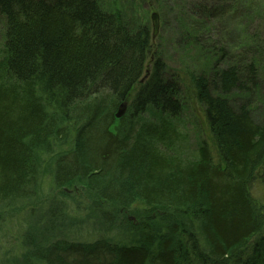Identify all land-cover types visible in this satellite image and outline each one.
Instances as JSON below:
<instances>
[{"label":"trees","instance_id":"obj_1","mask_svg":"<svg viewBox=\"0 0 264 264\" xmlns=\"http://www.w3.org/2000/svg\"><path fill=\"white\" fill-rule=\"evenodd\" d=\"M234 1V15L226 5L214 16H234L241 31L253 29L259 3ZM172 2L173 11L161 0H0V216L37 195L48 175L57 190L84 181L99 202L139 219L119 214L113 222L101 214L120 238L105 234L92 243L57 238L62 228L53 223L36 225L25 232L21 255L5 264H264V213L252 192L264 164V125L254 121L249 101L229 98L255 93L260 63L253 49L262 48L241 42L244 64L222 67L225 48L213 62L221 40L204 35L206 0ZM154 10L160 19L175 14L186 59L211 49L208 73L194 62L186 74L220 164L209 145L194 147L178 128L182 82L163 55L153 54L133 95L157 40L149 25ZM60 211L51 206L50 220Z\"/></svg>","mask_w":264,"mask_h":264},{"label":"rangeland","instance_id":"obj_2","mask_svg":"<svg viewBox=\"0 0 264 264\" xmlns=\"http://www.w3.org/2000/svg\"><path fill=\"white\" fill-rule=\"evenodd\" d=\"M192 1L194 2L195 0ZM254 1L259 3L261 9L258 10V16L254 19L253 29L247 27V31L243 32L241 31V26H238L236 23L234 16L232 18H229L228 16H214L216 11L223 9L226 5H231V13L234 15V0L233 2H228V0H206L204 4L207 9H209V31L205 32L204 35H212L214 39L221 40L213 62H217V60L221 58L222 53L220 48H225L228 56L222 63H220L222 67H228L229 64L235 66H241L244 64V62L241 61V58L244 59L245 53L237 47V45H241V42L247 44L250 40H255L262 48L260 53L255 51V48L253 49L255 56L259 57L260 63V66L258 67L260 70V77L255 93L253 95L251 93V96H242L240 93L235 92L229 96V98L234 100L233 102H237L238 100H241V98L246 99L241 101H249L251 104L249 107L254 121L258 124L264 125V0ZM161 2L166 3L168 9L173 11L174 6L172 0H161ZM148 5L149 4L146 2L144 8H147ZM137 7L141 15L143 4L139 5L138 2ZM154 12L156 11L154 10ZM152 13L149 15V25L153 31L151 20ZM133 15L135 16L134 12ZM161 20L162 22L157 35V40L155 42L152 40V53L147 61L146 71L139 83L134 87L133 95L151 69L152 60H154L153 54H155V56L163 55L170 73L173 75L178 74L182 82V99H180L183 105L182 113L177 122L178 128L189 136L194 147H198L204 143L209 145L212 150L215 164H220V160L212 142V134L206 121L204 106L197 101L196 95L190 88L191 84L188 82L189 76L186 74L187 70H195L194 62L199 64V67L197 68H199L200 71H206V73H208L209 64L206 63L211 62L210 59L212 56L205 58V55L210 53L211 49H206L202 52L192 50L195 53L194 59H186V53L184 52L185 46L180 45L177 42V36L180 34L175 14L171 12L167 17L162 15ZM5 31L6 19L0 14V50H2L4 46ZM254 37L256 38L253 39ZM250 46H253L252 42ZM181 49H183V51H181ZM199 54L204 56V60H198L200 56ZM252 57L253 56H250L249 58ZM186 60L189 62H186ZM182 79L185 80L184 82L186 83V86ZM249 89L253 90L252 85L249 86ZM126 102L129 106L130 99L125 101V103ZM116 127L112 130L115 131ZM42 181L41 190L37 195L31 200L20 203L16 208L8 210L0 216V264H5V261L8 259L12 260L13 258L20 256L22 253L25 232L37 231L36 225L43 227L47 222L49 224L53 223L55 226L57 225L56 227L58 229L62 228L54 234V236H58L57 238H63V236L66 235L70 240L77 242L95 240L105 234L114 235L120 238L119 233L116 230L108 232V230L111 229V225L104 223V221L102 222L101 214H106L107 218H110L109 220L116 222V220L122 218L118 217L119 214L132 216L128 211L123 212V210L117 206L105 202H99V200L86 192L84 189V181L67 188V190L55 189L51 178L48 175H46ZM252 192L259 202L261 213H264V166L257 175ZM51 206L53 208L58 206L62 209L60 213L63 214V216L58 218L57 221L50 220V217L48 216ZM132 217H134V220H131V222L137 224L139 222L138 215L135 214ZM123 225L124 229L129 231L131 226L126 223H123ZM49 229L50 228H48L47 231L48 234L51 235L52 231ZM64 230L66 232L62 233ZM50 237H53V235ZM116 239L120 240L118 238Z\"/></svg>","mask_w":264,"mask_h":264},{"label":"water","instance_id":"obj_3","mask_svg":"<svg viewBox=\"0 0 264 264\" xmlns=\"http://www.w3.org/2000/svg\"><path fill=\"white\" fill-rule=\"evenodd\" d=\"M151 20H152V26H153V38H155L158 35L159 30H160V23H161L160 15L158 13H153ZM127 107H128L127 103H123L120 106L119 111L116 115L118 119H121L126 114Z\"/></svg>","mask_w":264,"mask_h":264},{"label":"bare ground","instance_id":"obj_4","mask_svg":"<svg viewBox=\"0 0 264 264\" xmlns=\"http://www.w3.org/2000/svg\"><path fill=\"white\" fill-rule=\"evenodd\" d=\"M257 87H258V82H257V85H256V89H257ZM180 98L182 99V95L180 96ZM264 166V164L257 170V172L259 173V171L261 170V168ZM258 173H257V175H258ZM133 216V215H132ZM132 216H129L128 215V219L131 221V220H134V217H132ZM85 242H89V243H92V242H94V240H87V241H85Z\"/></svg>","mask_w":264,"mask_h":264}]
</instances>
